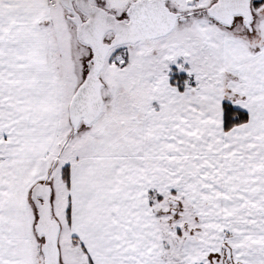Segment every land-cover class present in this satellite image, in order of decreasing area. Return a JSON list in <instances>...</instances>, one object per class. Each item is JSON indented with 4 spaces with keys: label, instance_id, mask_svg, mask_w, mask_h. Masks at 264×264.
<instances>
[{
    "label": "snow or ice",
    "instance_id": "6c2138e0",
    "mask_svg": "<svg viewBox=\"0 0 264 264\" xmlns=\"http://www.w3.org/2000/svg\"><path fill=\"white\" fill-rule=\"evenodd\" d=\"M0 264H264V0H0Z\"/></svg>",
    "mask_w": 264,
    "mask_h": 264
}]
</instances>
